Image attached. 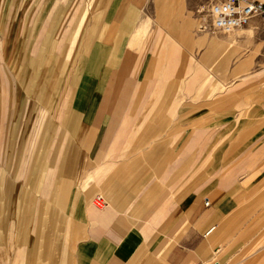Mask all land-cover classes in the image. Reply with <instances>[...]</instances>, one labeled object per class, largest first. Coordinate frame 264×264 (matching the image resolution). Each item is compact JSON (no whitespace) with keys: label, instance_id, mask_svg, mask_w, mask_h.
I'll return each mask as SVG.
<instances>
[{"label":"rangeland","instance_id":"obj_1","mask_svg":"<svg viewBox=\"0 0 264 264\" xmlns=\"http://www.w3.org/2000/svg\"><path fill=\"white\" fill-rule=\"evenodd\" d=\"M215 1L218 0H10L6 10L0 11V72L13 86L8 102H4L0 91V264H17L18 248L26 243L32 250L37 239L43 248L51 244V249L58 251L59 242L67 235L62 213L57 212L53 219L47 209L40 212L38 207L52 198L55 204L56 179L49 192L41 187L32 208L29 207L32 190L25 206L16 212L5 201L6 179L13 189L27 185L18 171L24 164L30 167L32 157L41 148L37 130L40 127L42 130L48 108L41 101L30 99L25 91L22 98L16 97L15 87L22 77V73L17 77L13 65L15 39L19 35L24 38L19 56L21 72L28 59L41 58L51 43L57 49L62 38L74 36L79 25L78 40L83 30L88 35L94 26L91 39L82 47L85 56H92L103 25L113 18L125 19L131 10L134 26L119 51L118 62L108 64L110 70L104 84L105 103L115 105L121 117L110 163L122 165L137 155L142 157L144 151L154 146L162 152L171 149L174 156L165 167L168 170L164 178L179 173L182 175L178 177L187 183L198 177L201 186L214 178H223L204 174L203 167L211 165L215 150L223 153L222 160L216 161L217 167L241 172L255 167V140L264 135V127L246 125L254 121L257 109L264 111V19L256 17L248 25L235 29L243 37L234 38L211 26L209 9ZM54 4L62 9L58 15L62 21L55 28L51 22L57 9L50 12ZM13 18L21 25L10 32ZM141 24L143 30L132 40L131 35ZM249 28L253 29L250 36ZM130 39L134 42H129ZM159 45L162 51L156 47ZM112 48L109 45L110 52ZM253 53L251 63L235 72L237 64ZM70 95L68 86L56 97L53 116L57 120L56 129H62L60 119L66 115ZM260 117L262 121L264 113ZM26 155L32 156L26 160ZM192 168L196 169L193 176ZM255 173L251 178H255ZM136 177L129 173L127 186ZM91 181L94 183L96 177ZM99 194L104 193L97 188L89 199L95 208ZM10 222L12 227L6 231L5 225ZM162 226L145 224V231L151 230L144 241L143 253L148 255L140 257L139 264H151L149 253L159 245L156 238ZM76 248L77 244L72 264H77Z\"/></svg>","mask_w":264,"mask_h":264},{"label":"crops","instance_id":"obj_2","mask_svg":"<svg viewBox=\"0 0 264 264\" xmlns=\"http://www.w3.org/2000/svg\"><path fill=\"white\" fill-rule=\"evenodd\" d=\"M1 1L0 11H5L10 0ZM61 10L57 4L50 8L56 15L51 22L54 28L62 21L58 18ZM132 16L129 10L125 19L113 18L104 24L92 56H85L82 47L91 39L94 26L88 35L83 30L78 40L79 25L74 36L62 38L58 54L51 43L41 58L28 59L21 72L19 56L24 38L19 35L15 39L13 65L17 77L22 73L15 87L16 97L22 98L25 91L30 99L41 101L48 108L42 130L41 127L37 130L41 148L34 153L30 167L24 164L18 171L27 185L13 189L6 179V205L18 211L25 206L32 190L34 194L29 200L32 208L41 187L49 192L56 179L55 204L52 198L38 207L40 212L47 209L53 219L57 212L62 213L64 230L70 236V240L67 235L61 239L58 251L51 249V244L43 248L40 239L32 250L25 243L18 248L17 264H72L76 244L77 264H139L140 257L148 255L143 253L146 235L151 233L150 229L145 231L147 222L163 225L156 238L159 245L149 253L151 264H264V135L255 140V167L245 172L217 167L216 161L222 160L223 153L215 150L211 165L203 167L204 174L223 178H214L202 186L198 177L187 183L178 177L182 175L179 173L164 178L168 170L165 167L174 156L171 149L162 152L154 146L144 151L142 157L137 155L122 165L110 163L121 117L115 105L105 103L104 84L110 70L108 64L118 62L119 51L129 39L134 26ZM16 25L19 28L21 23L17 24L13 18L10 32ZM141 30L142 24L131 39L135 40ZM248 30L250 36L253 29ZM230 34L234 38L243 37L239 30ZM8 38L9 43L11 35ZM131 39L129 42H134ZM109 45L113 47L111 52ZM156 47L162 49L160 45ZM254 54L237 64L234 71H242ZM9 81L0 72L4 102L10 100L13 90ZM68 86L70 102L65 117L60 119L62 129H56L57 120H53L56 97ZM263 113L257 109L254 121L246 127L263 128L264 119L259 121ZM29 156L32 155H26V160ZM191 170L192 175L196 169ZM219 171L224 173H214ZM254 171L255 178H251ZM129 173L137 176L131 186H127ZM92 177H96L94 183ZM97 188L109 202L104 208L89 203ZM11 224L6 223V231Z\"/></svg>","mask_w":264,"mask_h":264},{"label":"built area","instance_id":"obj_3","mask_svg":"<svg viewBox=\"0 0 264 264\" xmlns=\"http://www.w3.org/2000/svg\"><path fill=\"white\" fill-rule=\"evenodd\" d=\"M225 6H230L232 11L231 16L226 15L222 9ZM221 10L219 16L216 15L215 10ZM211 18V26L221 32L229 33L235 29L248 25L254 18L259 17L264 19V0H218L211 4L209 9ZM224 21V25H227L229 20L239 21L237 25H234L230 31L225 30V26L220 25V21ZM209 201H206L208 204ZM94 204L96 206L105 205L106 201L104 197L99 194L96 196Z\"/></svg>","mask_w":264,"mask_h":264},{"label":"clouds","instance_id":"obj_4","mask_svg":"<svg viewBox=\"0 0 264 264\" xmlns=\"http://www.w3.org/2000/svg\"><path fill=\"white\" fill-rule=\"evenodd\" d=\"M221 10H215V12H216V15L217 16H219V12H220ZM222 11L226 14V15H228V16H231V14H232V11H235L234 9H231L230 8V6H225L223 9H222ZM239 23V21H234V20H229L228 22H227V25L225 26L224 25V21H220V25L221 26H225V30L226 31H230L231 29H232V27L234 26V25H237Z\"/></svg>","mask_w":264,"mask_h":264},{"label":"bare ground","instance_id":"obj_5","mask_svg":"<svg viewBox=\"0 0 264 264\" xmlns=\"http://www.w3.org/2000/svg\"><path fill=\"white\" fill-rule=\"evenodd\" d=\"M251 30H252V29H251ZM251 30H250V31H251ZM248 31H249V30H248ZM231 32H232V31H231ZM229 33H230V32H229ZM100 206H102V205H100Z\"/></svg>","mask_w":264,"mask_h":264}]
</instances>
